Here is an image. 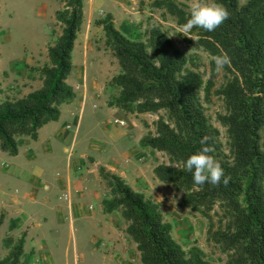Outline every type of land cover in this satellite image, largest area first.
Masks as SVG:
<instances>
[{
	"label": "trees",
	"instance_id": "16d2710c",
	"mask_svg": "<svg viewBox=\"0 0 264 264\" xmlns=\"http://www.w3.org/2000/svg\"><path fill=\"white\" fill-rule=\"evenodd\" d=\"M230 13L215 31L194 28L196 48L211 57L227 53L230 75L217 94L225 114L218 122L226 129L228 155L219 141V132L208 121L200 93L208 96L211 81L204 87L199 73L188 68L187 55L158 26H152L145 40L134 39L117 30L111 14L96 21L102 27L105 45L117 62L119 72L107 83L115 93L107 106L129 114L165 113L155 122V131L139 142L142 149L163 153L168 164L153 170L159 182L182 193V205L210 219L218 207L219 228H209L208 241L221 246L227 264H264V0H214ZM182 27L190 13L175 0H154ZM61 35L47 50L49 64L40 69L42 86L22 98L3 96L0 87V150L18 153V139L36 140L38 131L59 119V107L75 98L67 83L72 72V51L83 20L82 0H65L56 12ZM212 75L216 73L211 61ZM206 140V144H201ZM210 147L212 155L230 177L218 186L194 185L185 167L190 155ZM110 198L101 202L104 214L118 212L126 222V234L136 244L142 264H211L203 252L184 250L172 237L171 225L164 221L158 204L134 191L124 180L99 169ZM2 220L0 219V224ZM24 235L1 258L0 264H27Z\"/></svg>",
	"mask_w": 264,
	"mask_h": 264
},
{
	"label": "rangeland",
	"instance_id": "374dc122",
	"mask_svg": "<svg viewBox=\"0 0 264 264\" xmlns=\"http://www.w3.org/2000/svg\"><path fill=\"white\" fill-rule=\"evenodd\" d=\"M153 1L82 0L83 20L75 40V67L73 75L70 74L68 79L70 84H76L73 88L74 92L82 94L84 89L87 90L76 143L74 140V147L70 148L75 134V121L80 112V108L75 106V116L63 115L62 120L57 124L58 129L64 126L66 128V125L70 126V129H65L68 138L63 143L58 142L59 140L56 143L52 141L49 152L36 151L35 162L25 167L21 165L22 157L11 159L7 155L0 156V180L9 176L13 162L21 170L18 172L20 184L35 186V182L39 180H55V172L59 175L64 172L70 156L77 157L83 151L90 155L93 153L90 148L92 144L100 147L102 145L104 151H107L103 156L106 160H103V163L114 168L100 165L98 162L100 158L86 157L83 173L89 181L86 188L83 187L84 192L92 190L104 195L100 199L101 203L102 200L110 198V193L99 175V169L103 168L106 172L115 175L123 174L122 176L126 177L121 178L127 185L133 186L134 191L158 204L164 221L171 225L173 239L184 250L197 247L211 264H227V254L221 246L212 241L209 242L207 234L211 226L212 231L219 228L221 210L215 207L210 213L211 218L207 219L201 213L184 207L181 202L182 193L159 182L154 176L153 170L156 166L169 163L167 156L158 151L142 149L139 145L145 135L155 131V122L160 117L164 118L165 113H127L124 117L114 115L106 107L109 97L115 93L114 90L110 91L107 88V83L119 72V67L106 47L104 32L96 21L111 14L117 30L139 40H145L149 29L152 26H158L175 46L187 55L188 68L199 73L204 87L208 81H211L208 96L205 95L204 90L200 93L201 103L209 123L219 132V141L224 154H229L226 129L217 119L218 115L225 114L224 103L217 92L228 81L230 75L225 69L212 75V57L201 48H196V37L191 33L185 36L181 27L175 24L171 16L153 7ZM175 1L188 13L197 2H213V0ZM246 1L239 0V4L243 5ZM64 8L65 0H0L2 97L14 99L21 94L22 90H28V87L34 89L40 83L42 84L40 69L49 64L47 50L62 32V25L56 20V12ZM86 55L87 60H91V64L86 71L84 81L78 78L76 73L77 66L83 63ZM115 120L123 121L124 125L115 124ZM262 144L264 145V134ZM62 146H67L69 152H63ZM108 159L112 160L109 162ZM97 162L99 165L96 164ZM91 168L96 169L100 183L95 182V175L90 171ZM92 178L93 181H91ZM67 195L69 196L66 197ZM61 196L67 203L72 198L70 190ZM36 213L35 217H46L49 221L48 224H42V226L45 225L42 231L43 240L39 239L40 243L36 245L33 237L32 243L30 240L26 244V251L22 258L24 263L142 264L136 244L125 232L124 219L118 212H113L109 216L111 222L110 219L107 220L101 215L98 201L93 198L86 197L82 211L72 217V223L69 216H65L66 218L64 217L61 222H56L57 220H53L55 217L53 213L48 214L47 210H37ZM94 218L103 220L101 223L106 222L108 225L111 223L113 226H98ZM23 234L26 232L22 231L14 244ZM5 244L7 245L0 240L1 258L7 250Z\"/></svg>",
	"mask_w": 264,
	"mask_h": 264
},
{
	"label": "crops",
	"instance_id": "0c3cea01",
	"mask_svg": "<svg viewBox=\"0 0 264 264\" xmlns=\"http://www.w3.org/2000/svg\"><path fill=\"white\" fill-rule=\"evenodd\" d=\"M76 42V41H75ZM75 45L72 51V66L75 67L74 59L75 56ZM87 55L83 61V63L79 66H77L78 70L76 75L81 80H86V71L89 68V65L91 64V60H87ZM73 68L71 74L73 75ZM69 79V77H68ZM67 79V83L74 88L75 85H72L69 83ZM42 86L40 83L35 87L34 89H31L28 87V90H22L20 95H17L16 98H22L23 96L27 95L28 93L39 89ZM22 89V88H21ZM87 95V90L84 89L83 93L80 94L75 91V98L72 102L68 104H62L59 107L60 110V116L59 119L55 122H49L46 125H44L41 129L38 131V136L36 140H31L29 137H21L18 139V153L15 156H10L6 152H2L0 150V156L7 155L11 159H18L19 157H22V166H28L31 165L36 160V151L38 150H44L45 152H49L51 150L52 141L55 143L58 142H64L67 137V132L65 131V126L61 129L57 128V124L60 120H62L63 115L65 117L68 116H75V106L80 108V112L78 115L77 120L75 121V136L73 135L71 140L70 148L74 147L73 142L78 135V130L81 124V111L82 107L84 106L85 97ZM16 96V95H15ZM107 100V99H106ZM105 103V101H104ZM106 105V104H105ZM63 107H65L63 109ZM107 109L112 111L114 115H121L124 116L127 114L117 108H111L106 105ZM68 124V123H66ZM58 137V138H56ZM93 141V139H92ZM95 141V140H94ZM67 146H62V150L65 153H68L69 150H67ZM91 153L90 155L86 153V151H83L80 155L77 157H72L67 159L64 172H62L60 175L58 172H55V180H39L37 183L35 182V186L33 185H26L20 184V178L18 172L21 171L20 168L13 164H11L12 169L9 174V176H6L3 180H0V219L2 220L0 224V240L7 243L5 246L7 247V250L5 251V257L8 252L10 251L11 247L13 246L15 240L19 237V234L23 231L26 232L24 236V253L26 251V244L28 241L32 243L33 237L35 238V244H39V239L41 241L43 240V233L44 226L42 224H48L49 218L46 219V217H35L37 214V210H47L48 214L53 213L55 217H53V220H57L56 222H61L65 216H69L70 221L72 223V217L74 215L80 214L83 207V201L88 197L89 199L93 198L98 201L99 208L102 216H105L107 220H109L110 214H104L101 209V203L100 199L102 198L101 194L95 193L89 191L84 192L83 187L86 188L88 185L87 176L83 173V170H85V158L90 156L94 157L95 159L100 158L98 161L100 165L103 167L111 168L107 163H103V156L107 151H104L102 145L96 146L92 144V147L90 146ZM22 149V150H21ZM147 150V149H146ZM111 156V155H109ZM72 157V158H71ZM110 158V157H109ZM109 160V159H108ZM112 160V159H110ZM109 160V162H110ZM102 161V162H100ZM106 161V160H104ZM98 162L96 164H98ZM99 165V164H98ZM4 166H7L4 164ZM96 169H90L91 172L95 175V182L100 183L99 175L95 172ZM119 177H126L122 176L123 174L117 173ZM93 181V178L91 179ZM93 185V184H92ZM131 187V186H130ZM133 187V186H132ZM131 187V188H132ZM25 189V190H24ZM24 190V191H22ZM68 190L71 191V200L69 203L64 201L62 194L65 192H68ZM67 195L66 197H68ZM37 209V210H36ZM44 215V214H43ZM25 216L24 218H22ZM66 218V217H65ZM65 220V219H64ZM94 220L97 223L98 226H113L110 222L108 225L106 222L101 223V220L98 218H94ZM28 227V228H27ZM41 234V235H40ZM38 237V238H36ZM10 241V242H9Z\"/></svg>",
	"mask_w": 264,
	"mask_h": 264
},
{
	"label": "clouds",
	"instance_id": "9594fccd",
	"mask_svg": "<svg viewBox=\"0 0 264 264\" xmlns=\"http://www.w3.org/2000/svg\"><path fill=\"white\" fill-rule=\"evenodd\" d=\"M229 15V11L214 0L213 2H197L192 6L190 18L182 25L181 31L185 36H188L194 28L213 32L229 18ZM211 59L217 73L231 64V58L227 53L214 55ZM201 144H206V140H202ZM211 151L210 147H202L199 152L190 155L185 161L184 167L192 174L196 186H203L206 183L214 186L229 183L230 177L225 175L221 164L209 155Z\"/></svg>",
	"mask_w": 264,
	"mask_h": 264
},
{
	"label": "built area",
	"instance_id": "2783aa9c",
	"mask_svg": "<svg viewBox=\"0 0 264 264\" xmlns=\"http://www.w3.org/2000/svg\"><path fill=\"white\" fill-rule=\"evenodd\" d=\"M114 123L115 124H118L119 126H123L124 125V122L121 121V120H115ZM66 129H70V126L69 125H66Z\"/></svg>",
	"mask_w": 264,
	"mask_h": 264
}]
</instances>
